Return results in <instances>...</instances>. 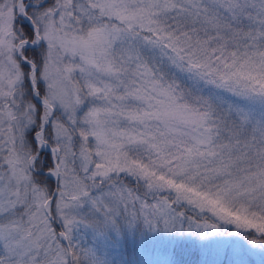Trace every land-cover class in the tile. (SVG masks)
Segmentation results:
<instances>
[{"label": "snow or ice", "instance_id": "6c2138e0", "mask_svg": "<svg viewBox=\"0 0 264 264\" xmlns=\"http://www.w3.org/2000/svg\"><path fill=\"white\" fill-rule=\"evenodd\" d=\"M264 264V0H0V264Z\"/></svg>", "mask_w": 264, "mask_h": 264}, {"label": "rangeland", "instance_id": "374dc122", "mask_svg": "<svg viewBox=\"0 0 264 264\" xmlns=\"http://www.w3.org/2000/svg\"><path fill=\"white\" fill-rule=\"evenodd\" d=\"M257 264H258V259H257Z\"/></svg>", "mask_w": 264, "mask_h": 264}]
</instances>
